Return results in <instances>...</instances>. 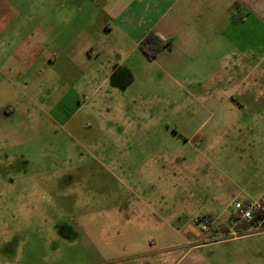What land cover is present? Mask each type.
Here are the masks:
<instances>
[{
	"label": "crops",
	"instance_id": "crops-1",
	"mask_svg": "<svg viewBox=\"0 0 264 264\" xmlns=\"http://www.w3.org/2000/svg\"><path fill=\"white\" fill-rule=\"evenodd\" d=\"M149 33L162 45L152 58L140 48ZM140 79L149 90H127ZM51 82L76 96L215 94L200 148L168 154L163 182L144 177L137 203L119 209L124 232L133 221L155 232L89 264H264V230L229 220L238 194H264V0H0V92L39 83L50 94ZM202 217L241 233L206 239Z\"/></svg>",
	"mask_w": 264,
	"mask_h": 264
},
{
	"label": "rangeland",
	"instance_id": "rangeland-1",
	"mask_svg": "<svg viewBox=\"0 0 264 264\" xmlns=\"http://www.w3.org/2000/svg\"><path fill=\"white\" fill-rule=\"evenodd\" d=\"M37 85L0 92V264H89L118 255L125 237L154 233L137 221L124 232L119 209L137 203L144 177L163 182L168 154L200 148L218 117L215 94L76 96Z\"/></svg>",
	"mask_w": 264,
	"mask_h": 264
},
{
	"label": "built area",
	"instance_id": "built-area-1",
	"mask_svg": "<svg viewBox=\"0 0 264 264\" xmlns=\"http://www.w3.org/2000/svg\"><path fill=\"white\" fill-rule=\"evenodd\" d=\"M230 224L236 226L240 221L249 223L247 231H262L264 230V205L260 200H244L238 201L230 214ZM200 230L204 233L206 239H218L235 237L241 231L231 230L225 232L218 230L212 222L205 217L195 220Z\"/></svg>",
	"mask_w": 264,
	"mask_h": 264
},
{
	"label": "trees",
	"instance_id": "trees-1",
	"mask_svg": "<svg viewBox=\"0 0 264 264\" xmlns=\"http://www.w3.org/2000/svg\"><path fill=\"white\" fill-rule=\"evenodd\" d=\"M162 45L159 44L158 38L153 34H147L140 42V48L146 54L148 58H152L155 54L161 49ZM261 203L264 205V194L260 199ZM207 218V217H205ZM210 220L209 218H207ZM249 223L246 221H240L236 226L237 227H248Z\"/></svg>",
	"mask_w": 264,
	"mask_h": 264
}]
</instances>
